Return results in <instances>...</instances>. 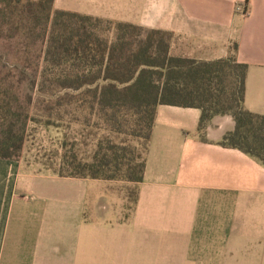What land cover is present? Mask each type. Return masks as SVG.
Returning a JSON list of instances; mask_svg holds the SVG:
<instances>
[{"label":"crops","instance_id":"obj_1","mask_svg":"<svg viewBox=\"0 0 264 264\" xmlns=\"http://www.w3.org/2000/svg\"><path fill=\"white\" fill-rule=\"evenodd\" d=\"M54 8L172 35L170 54L247 65L244 108L264 116V0H55ZM157 107L130 214L112 181L0 159V264H264V165L220 145L235 129Z\"/></svg>","mask_w":264,"mask_h":264},{"label":"trees","instance_id":"obj_2","mask_svg":"<svg viewBox=\"0 0 264 264\" xmlns=\"http://www.w3.org/2000/svg\"><path fill=\"white\" fill-rule=\"evenodd\" d=\"M54 1L0 0V15L31 20L23 31L37 34L42 45L33 62L24 57L10 71L0 69V159L20 158L29 124L35 122L33 90L49 83L52 92L44 100L56 98V107L74 101L95 103L114 115L128 110L146 130L144 156L138 163L127 158V147L109 143L105 148L100 145L90 162L65 155L58 172L61 177L126 180L137 186L136 204L160 105L199 109L203 141L215 116H232L235 129L220 145L264 165V116L244 108L247 65L232 56L210 62L172 56L170 33L57 10ZM103 24L115 26L114 41L101 35ZM5 26L0 25V39ZM20 64L24 65L21 70Z\"/></svg>","mask_w":264,"mask_h":264},{"label":"rangeland","instance_id":"obj_3","mask_svg":"<svg viewBox=\"0 0 264 264\" xmlns=\"http://www.w3.org/2000/svg\"><path fill=\"white\" fill-rule=\"evenodd\" d=\"M31 20L22 17L0 15V25L4 23V36L0 39V69L10 71L18 60L28 57L30 62L39 53L42 45L37 34L24 32ZM10 23V24H9ZM100 33L109 42L115 40V26L103 24ZM20 52V53H19ZM19 70L24 65H18ZM35 88V101L32 115L35 122H30L21 152L28 161L58 174L64 167L65 155H73L81 163L90 162L98 147H107L109 143L123 145L128 149V159L135 164L144 156L143 143L146 130L139 127L134 113L102 111L95 103L72 102L56 107V98L44 100L52 90L49 83ZM36 94L42 95L38 100ZM53 109V110H50ZM50 121L51 125L46 123ZM141 135L137 138L135 135ZM67 143V149L64 148ZM21 157V156H20ZM139 157V158H138ZM122 193L125 211L130 214L136 198L137 186L126 180L112 181Z\"/></svg>","mask_w":264,"mask_h":264}]
</instances>
